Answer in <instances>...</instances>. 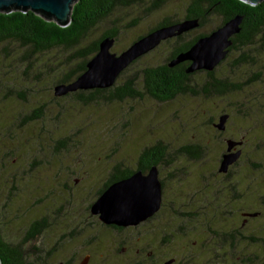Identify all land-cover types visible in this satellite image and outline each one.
<instances>
[{"label": "rangeland", "instance_id": "1", "mask_svg": "<svg viewBox=\"0 0 264 264\" xmlns=\"http://www.w3.org/2000/svg\"><path fill=\"white\" fill-rule=\"evenodd\" d=\"M151 1L115 8L91 28L81 45L115 29L118 35L111 50L118 53L163 18L181 19L190 2L163 0L146 12L144 8ZM220 21V15L213 14L184 40L209 32ZM175 45L174 41L161 43L135 62L117 83L145 66L162 64ZM249 49L256 62L232 69L241 52L233 50L216 66L214 75L239 84L255 75L256 80L223 95L184 94L165 102L143 96L85 103L73 95L53 94L56 81L79 62L69 59L73 50L53 47L24 59L26 47L0 43L3 235L20 242L32 221L45 218L47 226L37 238L22 243L33 264L67 260L80 264L86 254V264H163L170 257L179 264L264 263L261 245L230 246L221 238L216 244L213 239L215 231L233 230L242 219L240 211L247 209L263 215L249 221L244 233L264 237V46L256 44ZM206 80L204 71L197 72L189 85L198 90ZM141 85L137 87L141 89ZM39 106H43L42 115L25 120ZM223 112L230 116L220 131L213 123ZM226 138L244 143L237 165L222 183L214 174L219 175L216 170ZM158 140L167 145L163 158L168 162L161 168L170 191L165 192V211L133 229V234L125 232L122 238L92 217L85 223L83 207L108 179L113 165L120 162L135 169L140 151ZM185 145L197 146V157L178 156V149ZM171 168L177 169L174 177L169 175ZM202 190L208 195L199 199L196 196ZM69 234L75 238H67ZM237 239L235 243L241 242ZM229 251L232 254H227ZM36 256L42 260L36 262Z\"/></svg>", "mask_w": 264, "mask_h": 264}, {"label": "trees", "instance_id": "2", "mask_svg": "<svg viewBox=\"0 0 264 264\" xmlns=\"http://www.w3.org/2000/svg\"><path fill=\"white\" fill-rule=\"evenodd\" d=\"M163 0H152L144 10L151 11L160 6ZM146 0H78L72 7L71 21L65 27H60L54 21L46 19L32 11H11L9 13L0 12V43H17L26 47L27 52L23 53V58L27 59L30 53H37L49 50L53 47H61L73 50L69 59H78L79 62L75 67L70 68L63 74L61 79L56 83H67L75 79L85 70L87 60L92 57L98 50L100 39L105 36L117 39L118 31L109 29L102 33L99 38L86 45H81L83 38L99 21L109 17L117 7H129L133 5H144ZM213 14L220 15L221 21L207 33H199L191 39L183 42L184 44L173 47L172 56L190 47L198 37L210 33L222 25L229 18L239 14L242 16L240 31L233 35L232 44L228 48L226 57L233 51H241L239 57L234 60L232 69L241 65H247L256 62L249 56V47L259 44L264 46V0L252 6L240 0H190L186 13L181 19L166 17L159 21L155 26L151 27L146 33L155 28L179 22L183 19L198 18L199 26ZM197 27V28H198ZM191 32V31H190ZM188 32V34L190 33ZM138 35L135 39L145 35ZM187 34V35H188ZM185 39V38H184ZM115 42V41H114ZM114 45V44H113ZM154 50V49H153ZM142 56L135 59L128 67H126L117 77L115 83L104 89L78 90L67 95H73L76 100L90 103L97 100L122 101L125 98H142L143 96L151 97L155 100H172L178 95L184 94H203L223 95L227 92L240 89L242 86L255 81V77H248L245 81L239 83L230 82L227 79L219 78L212 71L198 70L192 73H186L185 69L179 66L169 67L166 62L158 65H148L140 69L137 73L128 76L122 82L117 80L125 73L135 62ZM221 61V62H222ZM220 62V63H221ZM219 63V64H220ZM218 64V65H219ZM217 65V66H218ZM204 71L207 80L202 84L200 89L196 90L189 85L190 77ZM141 83V89L137 84ZM43 106H39L33 112L25 116V120L32 121L42 115ZM165 146L160 142L152 146L144 147L138 156L136 169L146 172L153 164L157 165L166 152ZM200 149L197 146L185 145L181 146L178 156H186L189 158L197 157ZM133 172V170H132ZM131 171L120 170L116 165L110 173L108 179L103 183L102 187L95 191V196L91 199L90 204L103 192V190L119 176L129 175ZM89 204V205H90ZM47 221L45 218L32 221L25 231L24 238L20 242H12L7 239L0 229V262L1 264H33L28 259V254L22 247L25 241L33 240L45 229ZM67 238L74 237L69 234ZM50 254H48L49 256ZM36 262H40V257H35ZM62 262V261H61ZM62 264H70V261H64Z\"/></svg>", "mask_w": 264, "mask_h": 264}, {"label": "water", "instance_id": "3", "mask_svg": "<svg viewBox=\"0 0 264 264\" xmlns=\"http://www.w3.org/2000/svg\"><path fill=\"white\" fill-rule=\"evenodd\" d=\"M78 0H0V12L32 11L46 19L54 21L60 27L71 21L73 5ZM256 5L262 0H240ZM242 16L237 14L210 33L200 36L184 51L179 52L167 65L173 67L180 62L189 61L186 73L198 70L212 71L227 55L233 35L240 31ZM199 26L198 18L183 19L179 22L153 29L133 41L127 48L116 53L111 50L115 38L105 36L98 43L97 52L90 57L85 70L67 83H58L53 87L54 96L60 97L78 90L104 89L111 87L119 74L135 59L157 47L162 41L183 34ZM227 113L218 116L213 126L218 130L225 128ZM226 152L222 154L219 172H227L241 155L243 140L226 139ZM161 202V183L157 169L151 166L146 174L140 170L129 177L114 181L91 203L90 212L97 215L106 224L119 226L136 225L158 210ZM86 255L80 264H86ZM168 260L165 264L170 263ZM1 264V262H0ZM56 264H62L58 262Z\"/></svg>", "mask_w": 264, "mask_h": 264}, {"label": "flooded vegetation", "instance_id": "4", "mask_svg": "<svg viewBox=\"0 0 264 264\" xmlns=\"http://www.w3.org/2000/svg\"><path fill=\"white\" fill-rule=\"evenodd\" d=\"M191 30H189V31H187V32H184L183 34H181V35H178V36H174V37H171V38H168V39H166V40H164V41H162L161 43H163V42H166V41H174L175 43H176V46L175 47H177V46H179V45H183L184 43L183 42H185V41H187V40H185L184 41V38L187 36V34H188V32H190ZM116 40V39H115ZM160 43V44H161ZM159 44V45H160ZM189 48V47H188ZM187 48V49H188ZM187 49H185V50H187ZM152 51V50H151ZM182 51H184V50H182ZM150 52V51H149ZM148 52V53H149ZM179 52H181V51H179ZM147 54V53H146ZM146 54H144V55H146ZM172 54H173V51H172V49L170 50V52H169V54H168V56L165 58V62L166 63H168L172 58H174L176 55H174V56H172ZM143 55V56H144ZM189 61H184V62H180L179 64H177V65H175V66H179V68H181V69H185L188 65H189ZM174 67V66H173ZM190 80V79H189ZM71 93H73V92H71ZM69 94V93H68ZM67 95V94H66ZM66 95H63V96H66ZM61 97V96H60ZM157 101H160V102H165V101H168V100H157ZM223 113H227L228 114V118H229V113L228 112H223ZM228 118H227V120H228ZM226 120V121H227ZM225 124H226V122H225ZM217 129V128H216ZM225 129V128H224ZM223 129V130H224ZM223 130H220V131H223ZM226 139H229V138H226ZM226 139H225V141H226ZM157 142H160L161 144H163L164 146H165V150H167V145L164 143V141L163 140H158ZM157 142H155L154 144H156ZM244 143V142H243ZM243 143L241 144V145H238V146H236V149L237 148H240L241 149V146L243 145ZM154 144H152V145H154ZM226 144V143H225ZM152 145H150V146H152ZM226 146L227 145H225V151L223 152V153H225L226 152ZM222 153V154H223ZM222 154H221V156H222ZM241 154H242V149H241ZM241 156V155H240ZM221 157H220V159H219V163H218V167H217V172L219 173V175H217V174H214L215 175V177L216 178H218V181H222V183H224V178H226L227 176L229 177L231 174H230V172H232V170H233V167L235 166V165H237V163H238V161H239V159H240V157L233 163V164H230L229 166H228V170H227V172H219V170H218V168H219V164H220V161H221ZM138 161V160H137ZM191 161V160H190ZM166 163V162H168L167 160H165V158H161V160H160V162L157 164V165H155V164H153V165H151V166H155L156 167V169H157V174H158V179H159V181H160V183H161V202H160V205H159V208H158V210L157 211H155L150 217H148V218H146L145 220H143V221H141L140 223H138V224H136V225H128V226H119V225H115V224H106V223H103V222H101L100 220H99V218H98V216L97 215H93V214H91V212H90V203H87V205H85L84 207H83V209H84V214H83V221L86 223L87 221H88V217H92L93 218V220L95 221V222H97L101 227H103L104 229H110V230H112V231H114V232H116V233H120L119 235H120V238H122L123 237V235L124 234H126L125 232H129V233H127V234H133V229H136V228H138V227H140V226H142V225H145V224H147V223H150V221H152L153 219H156V217L158 216V215H160L163 211H165V208L166 207H164V205H165V192L166 191H168V192H170L169 191V189H168V185L167 186H165V177L164 176H162V174H161V168H162V165H163V163ZM173 163H167V166H169V165H172ZM116 165H119V169L120 170H129V171H131V173L129 174V175H126V176H119V178H117L115 181H118V180H122V179H124V178H127V177H129L131 174H133L135 171H138V170H140V169H131V168H129V167H126V166H124L122 163H116L115 165H113V167H112V169H111V171L113 170V168L116 166ZM150 166V167H151ZM149 167V168H150ZM132 170H133V172H132ZM149 170V169H148ZM147 170V171H148ZM171 170H172V173H169V175H170V177H174L175 176V173H177V169L176 168H171ZM111 171L109 172V176H110V173H111ZM142 173H144V174H146L147 173V171L146 172H143L142 170H140ZM230 174V175H229ZM228 177L226 178V179H228ZM78 180V178H76L74 181L76 182ZM114 182V181H113ZM112 183V182H111ZM110 183V184H111ZM223 185V184H222ZM208 195V192L206 191V190H202V191H200V193H199V195L198 196H196V197H198L199 199H202V198H204L205 196H207ZM170 197H171V195H170ZM261 199H262V203L264 204V194L262 195V197H261ZM90 204V205H89ZM240 213L242 214L241 215V217H242V219H241V221L238 223V225L236 226V227H232V228H234L233 230H231V231H228V230H224V231H215L214 232V237H213V239H214V241H215V244H216V242H217V239L218 238H221V240L222 241H224V242H226L228 245H230V246H234V245H239L240 243H243L245 246H247V245H261V246H263L264 247V237L263 236H258V235H252V234H250V233H248V234H245L244 233V230H245V228L247 227V225L249 224V221H251V220H254V219H257V218H260L262 215H261V212L259 211H255L254 209L253 210H250V209H247V210H244V211H240ZM84 223V224H85ZM127 237H129V238H132V236H125V238H127ZM237 238H240L241 239V242H239V243H235V241L236 240H238ZM197 243V245L199 244V240L196 242ZM233 243H235V244H233ZM236 246H235V248H236ZM124 249V247L122 246L121 247V250H123ZM136 251H138V249L136 250ZM227 254H232V252L231 251H229ZM87 255V254H86ZM85 255V256H86ZM84 256V257H85ZM238 256H241V257H244V258H246L249 262H251V260H253L252 258H250L247 254H238ZM88 258H89V255H88ZM84 259V258H83ZM168 260H172L170 263H168V264H179L178 262H176V259L174 258V257H170V258H168V259H166L164 262H163V264H165ZM255 261V260H254ZM87 263V262H86ZM149 264H151V263H149ZM262 264H264V263H262Z\"/></svg>", "mask_w": 264, "mask_h": 264}]
</instances>
